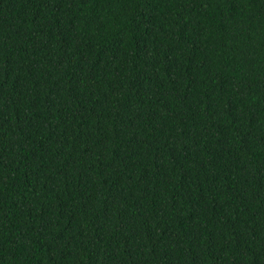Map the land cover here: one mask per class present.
Segmentation results:
<instances>
[{
    "label": "trees",
    "instance_id": "16d2710c",
    "mask_svg": "<svg viewBox=\"0 0 264 264\" xmlns=\"http://www.w3.org/2000/svg\"><path fill=\"white\" fill-rule=\"evenodd\" d=\"M0 264H264V0H0Z\"/></svg>",
    "mask_w": 264,
    "mask_h": 264
}]
</instances>
